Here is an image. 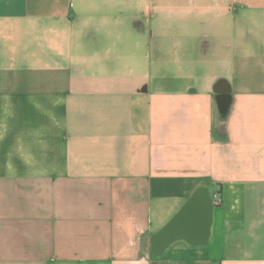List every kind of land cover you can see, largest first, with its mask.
<instances>
[{"label":"crops","instance_id":"obj_1","mask_svg":"<svg viewBox=\"0 0 264 264\" xmlns=\"http://www.w3.org/2000/svg\"><path fill=\"white\" fill-rule=\"evenodd\" d=\"M0 264H264V0H0Z\"/></svg>","mask_w":264,"mask_h":264},{"label":"water","instance_id":"obj_2","mask_svg":"<svg viewBox=\"0 0 264 264\" xmlns=\"http://www.w3.org/2000/svg\"><path fill=\"white\" fill-rule=\"evenodd\" d=\"M202 191L195 193L193 198L183 208V210L165 227V229L155 236L154 246L162 248L179 233L185 231L191 233V238L198 240L200 232L204 231L208 225L210 213H206L209 207L205 205ZM203 213H195V212ZM196 221V222H195ZM194 222V225L190 223Z\"/></svg>","mask_w":264,"mask_h":264}]
</instances>
